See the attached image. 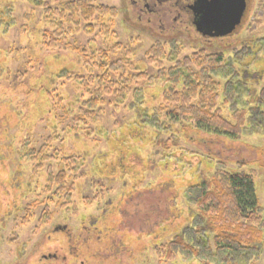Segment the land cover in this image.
I'll list each match as a JSON object with an SVG mask.
<instances>
[{
    "label": "rangeland",
    "instance_id": "obj_1",
    "mask_svg": "<svg viewBox=\"0 0 264 264\" xmlns=\"http://www.w3.org/2000/svg\"><path fill=\"white\" fill-rule=\"evenodd\" d=\"M93 1L115 9L111 29L106 33L94 28L88 33L82 24L79 32L45 49L41 9L22 0H0V11L11 12L8 16L13 19L11 26L0 27V264H35L53 252L66 260L51 264H98L101 260L102 264H203L184 256L171 260L165 256L166 247L190 214L184 194L223 165L227 171L254 177L264 217V135L232 140L179 124L170 135L149 123L161 94L158 86L143 81H138L144 91L142 102L131 93L122 106L106 105L91 126L93 132L75 135L69 132L73 122L65 119L59 125L54 102L37 87L47 71L85 73L83 57L69 48L100 49L117 43L122 50L115 57H122L127 49L131 61L152 76L157 66L148 64L146 54L153 46L168 53L177 48L180 57L198 50L219 51L228 59L249 40V55L235 66L261 74L259 86L264 87V48L251 44L252 38L264 37V0H246L242 19L222 42H199L172 32L160 35L153 24L152 29L138 24L131 0ZM30 58L32 69L26 65ZM73 84L46 82V91L71 103L79 89ZM223 114L229 118L227 109ZM49 138L51 146L44 145ZM43 146H48L49 154L61 149L83 164L80 172L85 176L76 180L66 207L46 191L48 164L56 171L58 156L38 169L25 156L27 148ZM70 243L77 259L67 255ZM258 264H264V239Z\"/></svg>",
    "mask_w": 264,
    "mask_h": 264
},
{
    "label": "trees",
    "instance_id": "obj_2",
    "mask_svg": "<svg viewBox=\"0 0 264 264\" xmlns=\"http://www.w3.org/2000/svg\"><path fill=\"white\" fill-rule=\"evenodd\" d=\"M22 1L42 11L46 26L43 44L48 45L45 49H53L54 41H64L68 35L79 32L82 24L88 33L94 28L107 33L116 17L114 8L95 5L93 0ZM10 13L0 11V27L12 25ZM247 42L250 40L244 41V48L228 59L219 51L198 50L180 57L177 48H171L168 53L158 45L153 46L146 54L148 64L157 66L152 76L131 61L127 49L122 57H115L122 50L117 43L100 49L69 48L83 57L85 73L47 71L45 81L39 80L37 88L54 102L59 125L65 119L73 122L69 132L75 135L93 132L91 126L96 124L106 105L122 106L131 93L142 102L144 91L138 81L159 87L161 100L152 109L154 114L149 123L171 132L170 135L175 133V124L232 140L242 135H264L261 74L250 73L247 66H235V62L242 63L241 59L249 55ZM251 44L264 48V37L252 38ZM32 61L30 58L26 64L30 69L35 67ZM60 80H68L74 83L75 89L76 85L79 88L71 103L60 95L54 98L51 91H46V82L53 86ZM224 108L229 118L224 116ZM51 143L49 138L44 145L51 146ZM48 146L36 150L27 148L25 156L33 159L37 169L58 156L56 171L48 164L46 191L61 207H66L74 195L76 180L85 176L80 172L83 164L74 155L62 154L61 149L49 154L45 151ZM184 199L190 214L185 226L166 247L167 259L184 256L203 264H258L263 252L264 217L252 175L227 171L222 165L207 173L199 184L190 186Z\"/></svg>",
    "mask_w": 264,
    "mask_h": 264
},
{
    "label": "flooded vegetation",
    "instance_id": "obj_3",
    "mask_svg": "<svg viewBox=\"0 0 264 264\" xmlns=\"http://www.w3.org/2000/svg\"><path fill=\"white\" fill-rule=\"evenodd\" d=\"M199 1L200 0H131L130 4L132 10L135 11L134 15L138 24L150 29H152L151 25L153 24L160 35L172 32V34L177 35H189L199 42H222L229 35L225 37H208L202 35L196 30L195 17L199 14V8L197 7ZM204 1L209 2V0ZM77 244V246L80 247V243ZM67 255L74 259H77L78 257V253L71 243L68 245ZM115 258L117 261L119 260L117 255ZM42 260L51 264L53 262L56 263L57 261H65L66 256H63L60 259L58 253L53 252L51 254L42 255ZM42 260H40L39 263H41ZM39 263L36 262L35 264ZM102 263L103 260L98 264ZM80 264H83V262L81 261ZM115 264H119V262Z\"/></svg>",
    "mask_w": 264,
    "mask_h": 264
},
{
    "label": "water",
    "instance_id": "obj_4",
    "mask_svg": "<svg viewBox=\"0 0 264 264\" xmlns=\"http://www.w3.org/2000/svg\"><path fill=\"white\" fill-rule=\"evenodd\" d=\"M246 0H200L195 17L196 30L208 37H225L238 26L246 8Z\"/></svg>",
    "mask_w": 264,
    "mask_h": 264
}]
</instances>
